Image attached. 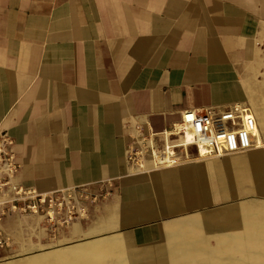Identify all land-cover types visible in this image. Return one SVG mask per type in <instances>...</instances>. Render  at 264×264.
Listing matches in <instances>:
<instances>
[{
	"label": "crops",
	"instance_id": "0c3cea01",
	"mask_svg": "<svg viewBox=\"0 0 264 264\" xmlns=\"http://www.w3.org/2000/svg\"><path fill=\"white\" fill-rule=\"evenodd\" d=\"M237 103L264 119V0H0V130L14 141L18 180L98 196L75 224L121 234L131 264H169L183 248L179 261L205 263L204 248L227 247L210 190L195 182L220 177L224 163L132 173L133 128L160 133L185 112Z\"/></svg>",
	"mask_w": 264,
	"mask_h": 264
},
{
	"label": "built area",
	"instance_id": "2783aa9c",
	"mask_svg": "<svg viewBox=\"0 0 264 264\" xmlns=\"http://www.w3.org/2000/svg\"><path fill=\"white\" fill-rule=\"evenodd\" d=\"M257 122L249 107L232 104L224 108L190 111L170 129L154 133L148 126L137 125L129 136L126 162L134 169L149 163L153 169L178 165L187 157L188 139L199 153L215 156L243 154L257 149ZM177 137L179 142L170 143ZM14 141L0 130V260L14 246L8 222L36 218L44 231L59 232L88 219V205L98 200L84 187L41 193L18 180L20 166L13 150ZM190 147V146H189Z\"/></svg>",
	"mask_w": 264,
	"mask_h": 264
},
{
	"label": "rangeland",
	"instance_id": "374dc122",
	"mask_svg": "<svg viewBox=\"0 0 264 264\" xmlns=\"http://www.w3.org/2000/svg\"><path fill=\"white\" fill-rule=\"evenodd\" d=\"M255 119L257 131L264 146V135L261 130L264 127V119L258 117ZM187 155V157H183L180 160H203L209 159L211 156L203 151L197 153L193 147L188 149ZM240 169V166L229 165L227 163L222 164L221 173L224 179L222 185H219L216 179L205 180L198 173L197 177H195L197 184L201 183L199 180H203L202 182L206 184V189L210 190L209 207L213 209L210 212H212V215L215 212L211 221L212 228L218 229L219 226L221 228L225 226L227 230V234H225L227 247L204 248V254L208 253V260H210L205 263L179 261L187 259L188 254L186 252L188 249H177L178 253L173 254L175 256L168 255L169 264H264V162L261 166ZM192 201H195L197 204L198 200ZM218 207L222 208L214 209ZM195 211H198V209ZM190 218L192 217L181 220ZM13 224H17V229L15 232L13 231L15 243L13 248L3 256L5 257V262L8 264H27L25 258L34 257V255L36 257L42 256L48 251L49 247L55 246L62 241L64 243H72L73 241L82 239V235L85 233L96 232V230L93 231L94 227L83 229L79 224H72L69 229L67 227L63 231L50 232L44 235L37 229L34 223L31 224L27 219L20 218ZM214 231L212 230V233ZM104 235L114 234L104 233ZM33 249L38 250V252L25 255ZM175 250L174 252H176ZM202 253V248L193 249L192 252V254ZM223 253L226 255L222 256ZM120 259L127 260L126 264H131L126 254L122 255Z\"/></svg>",
	"mask_w": 264,
	"mask_h": 264
},
{
	"label": "bare ground",
	"instance_id": "6f19581e",
	"mask_svg": "<svg viewBox=\"0 0 264 264\" xmlns=\"http://www.w3.org/2000/svg\"><path fill=\"white\" fill-rule=\"evenodd\" d=\"M256 134H257V141H258V146L259 147L257 149H255V150H251V151H248V152L243 153V154H233V155H227V156H222V157L215 156V155H211V156H214L215 157L214 158L215 161H217L219 163H227L229 165L240 166L241 169L242 168L252 167V166H261L262 163L264 162V146H263V141L261 140V138L259 136V132L256 131ZM180 166H184V164L181 163V164H179V165H177L175 167L160 168V169H153V167L151 165H148V166L144 167L143 169L133 170L132 173H136V174L137 173L138 174H150V173H153V172H164L165 170L176 169V168H178ZM225 172H227V171H225ZM219 173H220V177L217 176L215 179L218 181L219 185H222L224 179H223L222 173L221 172H219ZM213 174H215V173H213ZM209 175H212V174L205 175V179H211V177L208 178ZM213 179H214V177H213ZM213 179H211V180H213ZM169 209H170V207H169ZM172 225H173V223H172ZM198 225H199V222H197V221H195L193 223V227L194 228L197 227ZM71 226L72 225H70L68 227V229ZM174 229H176V228H174ZM167 231H166V241L167 242H170L171 240L173 241L174 236L172 238V234L170 233V229H168ZM211 232H212V230H211ZM104 233L105 232H92V231L88 232V233H85V234L82 235V239H78L77 241H73L72 243H64L62 241L61 243L56 244L55 246L49 247L48 251L46 253H44L42 256H37L36 257L34 255V257L25 258V260H27V264H111V263L126 264L127 260L124 261V260L120 259V257L122 255L124 256V254H125V250L123 248L122 235L121 234L120 235H118V234L104 235ZM175 233H176V231H175ZM191 233H193V232H191ZM12 235H13V238H14V234L13 233H12ZM211 235H212V233H211ZM144 241H146V240H144ZM14 243H15V240H14ZM145 248H142V250L145 249ZM149 251H150V249H149ZM36 252H38V250L33 249L30 252L26 253L25 255L34 254ZM140 254H143V253H140ZM155 254H157V253H155ZM149 256H147V257H149ZM151 256H153V254ZM173 256H175V255H173ZM147 257H146V259H147ZM0 262H2L1 264H8V263L5 262V259L4 260H0Z\"/></svg>",
	"mask_w": 264,
	"mask_h": 264
}]
</instances>
